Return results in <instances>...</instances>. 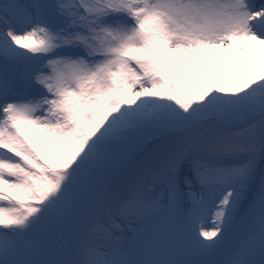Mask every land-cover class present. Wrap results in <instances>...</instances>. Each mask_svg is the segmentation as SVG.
<instances>
[{
    "label": "snow or ice",
    "instance_id": "1",
    "mask_svg": "<svg viewBox=\"0 0 264 264\" xmlns=\"http://www.w3.org/2000/svg\"><path fill=\"white\" fill-rule=\"evenodd\" d=\"M0 264H264V0H0Z\"/></svg>",
    "mask_w": 264,
    "mask_h": 264
}]
</instances>
